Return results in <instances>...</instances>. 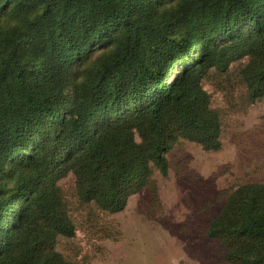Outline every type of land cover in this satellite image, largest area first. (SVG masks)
Instances as JSON below:
<instances>
[{
    "label": "trees",
    "instance_id": "16d2710c",
    "mask_svg": "<svg viewBox=\"0 0 264 264\" xmlns=\"http://www.w3.org/2000/svg\"><path fill=\"white\" fill-rule=\"evenodd\" d=\"M169 1L0 0V264H81L55 248L75 234L67 174L115 213L178 141L218 150L210 69L245 58L247 97L264 98V0ZM207 236L229 264H264V185L229 192Z\"/></svg>",
    "mask_w": 264,
    "mask_h": 264
},
{
    "label": "rangeland",
    "instance_id": "374dc122",
    "mask_svg": "<svg viewBox=\"0 0 264 264\" xmlns=\"http://www.w3.org/2000/svg\"><path fill=\"white\" fill-rule=\"evenodd\" d=\"M108 50H93L81 68ZM246 61H233L224 72L210 69L202 79L221 121L218 150L178 141L166 153L167 175L154 170L115 213L79 200L71 173L58 181L75 226L74 236L55 241L66 259L81 264H229L223 245L207 236L208 224L234 188L264 185V98L251 102L247 97L241 74ZM65 91L71 94L72 86Z\"/></svg>",
    "mask_w": 264,
    "mask_h": 264
}]
</instances>
